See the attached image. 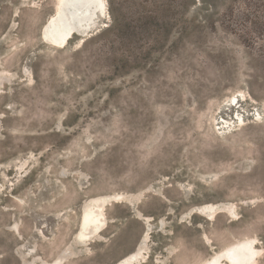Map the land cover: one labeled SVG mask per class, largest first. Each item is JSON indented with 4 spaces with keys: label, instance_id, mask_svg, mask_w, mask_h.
<instances>
[{
    "label": "rangeland",
    "instance_id": "rangeland-1",
    "mask_svg": "<svg viewBox=\"0 0 264 264\" xmlns=\"http://www.w3.org/2000/svg\"><path fill=\"white\" fill-rule=\"evenodd\" d=\"M57 1L0 0V264H115L144 239L142 264L247 239L264 264V0H107L63 49L42 40ZM114 194L79 245L83 204ZM218 203L235 218L191 215Z\"/></svg>",
    "mask_w": 264,
    "mask_h": 264
},
{
    "label": "bare ground",
    "instance_id": "bare-ground-1",
    "mask_svg": "<svg viewBox=\"0 0 264 264\" xmlns=\"http://www.w3.org/2000/svg\"><path fill=\"white\" fill-rule=\"evenodd\" d=\"M107 16V0H58L55 13L48 19L42 29V40L50 46L63 49L69 45V42L75 36L80 37V41L90 36L98 27L96 22L98 20L103 22ZM64 23L66 24L64 25ZM236 100L237 98H232L233 102H236ZM224 123L228 124V122ZM124 200L125 197L122 194H114L111 197L92 198L84 203L81 208L79 227L75 237L76 242L81 246H86L96 234L104 231L108 227L107 205ZM235 211L233 204H205L195 207L191 211V215L197 214L213 221L216 215L221 213L227 214L231 219L235 218ZM150 220V218H147L148 222ZM144 243L145 239L133 252L124 256L115 264H142L145 262L148 252L144 249ZM256 243L255 239L236 242L215 252L211 258L201 264H256L260 255ZM58 259L48 264H62L64 259Z\"/></svg>",
    "mask_w": 264,
    "mask_h": 264
},
{
    "label": "water",
    "instance_id": "water-1",
    "mask_svg": "<svg viewBox=\"0 0 264 264\" xmlns=\"http://www.w3.org/2000/svg\"><path fill=\"white\" fill-rule=\"evenodd\" d=\"M66 23H64V25H65ZM236 262V261H235Z\"/></svg>",
    "mask_w": 264,
    "mask_h": 264
}]
</instances>
